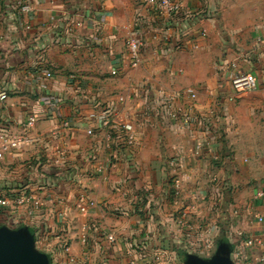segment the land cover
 <instances>
[{"label": "crops", "instance_id": "1", "mask_svg": "<svg viewBox=\"0 0 264 264\" xmlns=\"http://www.w3.org/2000/svg\"><path fill=\"white\" fill-rule=\"evenodd\" d=\"M25 1L32 13L4 0L0 15V197L28 199L0 207V225L28 226L51 264H184L188 247L233 252L264 230V0H174L171 16L144 0ZM243 71L256 89L235 90ZM93 113L132 121L136 142L88 133Z\"/></svg>", "mask_w": 264, "mask_h": 264}, {"label": "built area", "instance_id": "2", "mask_svg": "<svg viewBox=\"0 0 264 264\" xmlns=\"http://www.w3.org/2000/svg\"><path fill=\"white\" fill-rule=\"evenodd\" d=\"M3 1L4 0H0V15L2 14ZM16 1L19 7H21V10L32 13L31 8L29 7L28 4H26L25 0H16ZM144 2L160 8L163 11V13L166 14L167 16L178 14L180 10V5L174 0H144ZM126 46L129 54L131 55V58L135 62H137L141 52V46H142L141 40L134 34L130 35L126 39ZM112 72L113 74L116 73L115 70H113ZM43 74H44L43 78H45L46 81L52 79L54 75L52 70H45ZM232 83L235 90H237L238 92L252 91L257 87V79L255 75L244 71L237 73L233 77ZM188 92H190L193 96L195 95L194 90L191 88L188 89ZM0 98L1 99L7 98V94L5 92L4 93L1 92ZM120 100L121 101L126 100L125 96H120ZM112 115L113 114L111 113L103 114V116L101 117L102 120H100L97 114L95 113L91 114V117L95 120V124L93 125L92 128L88 130V133L92 134L95 132V129L102 130L105 127H108V130L111 131V136H113L116 139V142H118L119 144L133 145L137 140V134H136L135 126L132 123V121L123 118L120 119L118 122L112 123L111 120ZM31 121H34L33 117L31 118ZM10 146H11V140L8 137H3L0 140V158L3 156V153ZM179 193H180L179 189L176 188V194ZM258 196L264 197V190L259 191ZM27 199L28 198L24 194H19L14 198L0 197V207L3 208V207H14L17 205H22L25 202H27ZM94 204H95L94 200L89 198L87 194H85L84 192L81 194L80 202H79V210L81 212L87 213L89 207L93 206ZM33 212H34L33 209H29L28 213L33 214ZM188 215L189 214L187 211H184L182 213L181 223L184 226H188V224L185 221ZM257 221L264 225L263 216H257ZM84 229L86 230V227H84ZM81 239L83 242H85L87 240V234L84 233ZM108 239L114 241L115 240L114 233L108 234ZM263 248H264V230L251 234L245 240L234 244L232 259L235 262V264H264V252L261 251V249ZM63 250L67 253L69 251V246L66 245L63 246ZM213 252H214L213 245L207 243L206 250L201 251L200 254L202 256L209 257L211 256V254H213ZM253 252L254 254H252ZM67 260H68L67 264H71L75 262V258L71 255L67 258Z\"/></svg>", "mask_w": 264, "mask_h": 264}, {"label": "water", "instance_id": "3", "mask_svg": "<svg viewBox=\"0 0 264 264\" xmlns=\"http://www.w3.org/2000/svg\"><path fill=\"white\" fill-rule=\"evenodd\" d=\"M232 247L219 242L211 257L187 253L185 264H235L231 256ZM0 264H51L47 253L36 248V239L28 226L12 228L0 226Z\"/></svg>", "mask_w": 264, "mask_h": 264}, {"label": "rangeland", "instance_id": "4", "mask_svg": "<svg viewBox=\"0 0 264 264\" xmlns=\"http://www.w3.org/2000/svg\"><path fill=\"white\" fill-rule=\"evenodd\" d=\"M1 226V225H0ZM13 228V227H12ZM214 248V252L216 251V247L214 246L213 247ZM188 249L189 250H191L193 253H196L197 251H198V249H197V251H194L193 249H194V247H188ZM214 252H213V254H214ZM184 258H185V256H184ZM185 260V259H184ZM185 264V263H184Z\"/></svg>", "mask_w": 264, "mask_h": 264}]
</instances>
